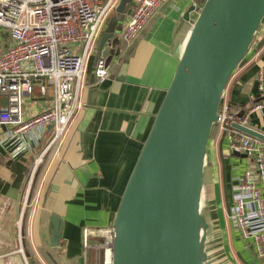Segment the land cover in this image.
Returning <instances> with one entry per match:
<instances>
[{
  "label": "crops",
  "instance_id": "crops-1",
  "mask_svg": "<svg viewBox=\"0 0 264 264\" xmlns=\"http://www.w3.org/2000/svg\"><path fill=\"white\" fill-rule=\"evenodd\" d=\"M192 3L168 0L132 43L118 42L114 48L108 43L105 48L111 50L106 58L110 76L98 84L91 75L105 22L89 60L80 98L83 106L62 142L50 149L49 161L28 206L27 220L20 228L14 226L15 216L21 210L24 182L32 171V155L22 153L20 146L35 141L43 144L48 131L37 129L19 136L0 127L4 130L0 133V262L77 264L83 250L84 263L101 262L97 248L103 230L112 227L128 179L174 75L184 43L173 46V31ZM128 19H124L123 28ZM112 32L111 42L118 36L115 30ZM254 36L221 99L240 114L259 99L256 76L264 67V23ZM52 96L51 89L43 96L35 85L24 98V111L41 112L51 106ZM248 126L264 134V107L248 114ZM233 129L213 124L207 142L199 208L210 227L204 262L264 264L263 258L240 239L231 219L239 177L244 170L254 178L256 173L251 157L229 149ZM51 216L62 220L57 246L50 242ZM84 229L88 232L86 244ZM208 241L211 243L207 245Z\"/></svg>",
  "mask_w": 264,
  "mask_h": 264
},
{
  "label": "water",
  "instance_id": "water-1",
  "mask_svg": "<svg viewBox=\"0 0 264 264\" xmlns=\"http://www.w3.org/2000/svg\"><path fill=\"white\" fill-rule=\"evenodd\" d=\"M130 3L119 0L115 12L126 14ZM263 18L264 0H207L179 17L173 46L184 49L116 211L112 264H203L200 230L207 224L199 208L207 142L225 86ZM113 36L103 33L92 72L106 45H118ZM232 127L264 142L252 128ZM61 225L50 217L53 246Z\"/></svg>",
  "mask_w": 264,
  "mask_h": 264
},
{
  "label": "built area",
  "instance_id": "built-area-1",
  "mask_svg": "<svg viewBox=\"0 0 264 264\" xmlns=\"http://www.w3.org/2000/svg\"><path fill=\"white\" fill-rule=\"evenodd\" d=\"M167 1L131 0V14L119 35L120 42L132 43ZM206 1L192 0V5L201 8ZM118 2L0 0V38L3 40L0 46V127L19 136L37 129L48 131L43 144L35 141L20 146L22 153L32 155L31 174L43 164L47 152L62 142L82 108L80 98L90 57L106 18ZM93 73L98 84L109 78V67L102 56L98 57ZM256 79L259 99L253 106L240 114L221 100L214 124L222 129L232 124L249 127L248 114L264 107V67L258 71ZM35 85L43 96L48 89L52 90V103L41 112L30 114L24 111V98ZM229 149L255 162V178L248 170L239 177L230 213L240 239L264 260V142L233 129ZM87 237L84 229V244ZM97 249L101 262L96 264H112V227L103 230Z\"/></svg>",
  "mask_w": 264,
  "mask_h": 264
},
{
  "label": "rangeland",
  "instance_id": "rangeland-1",
  "mask_svg": "<svg viewBox=\"0 0 264 264\" xmlns=\"http://www.w3.org/2000/svg\"><path fill=\"white\" fill-rule=\"evenodd\" d=\"M130 14H131V8H129V10H128V12L126 14H118V13L115 12V10H113L112 14L108 17V19L106 18V20H105V22H106V32H108V31L109 32H112V31L115 30L117 32V34H118V36L116 37V40L118 42H120L119 34L121 33L122 28H123L122 27V23H123L124 19L127 18ZM198 14H199V12H193L192 18L193 19H196L198 17ZM263 23H264V19H262V21H261V23L259 25L260 28L263 27ZM256 36H257V34H256ZM2 43H3V40H2V38H0V46H2ZM114 54H115V52H114ZM110 55H111V50L110 49H107V48H105L102 51V54H101V56L103 58H105V59L106 58L108 59ZM214 126L217 127L218 125L214 124ZM3 131H4L3 129H0V133H2ZM35 177H36V172H35V174H31L30 173L29 174L28 181L26 179L25 182H24V187L22 188V193H21V196H20V202H21L20 209L21 210L18 213V216H15V217H17L16 220H15V222H14V226L16 228H18V225L20 227H22L24 225V219H25V216H26V211L29 209L28 206H30L31 201H32L31 200V192H32V186H33V180L35 179ZM9 208H10V205L8 206V210H9ZM22 209H24L25 212ZM22 211H23V213H22ZM199 211H200V214H202V211L201 210H199ZM6 223H7V221L4 220V225ZM206 224H207L206 230L205 231H203L202 229L200 230V237L201 236H204L205 237V239H204V246L206 245L205 242L207 241L208 230L210 228L209 227V224L207 222H206ZM10 226H12V224ZM210 243H211V241H208L207 242V245L210 244ZM204 251H206V247H204ZM80 256H81L80 260L78 262H76V263L77 264H84V262H83L84 261V250H83V254L81 252ZM23 263L25 264V262H21V264H23ZM203 263L204 264H208L209 262H203ZM0 264H8V262H0ZM9 264H20V262H11V263L9 262ZM214 264H217V262H214Z\"/></svg>",
  "mask_w": 264,
  "mask_h": 264
},
{
  "label": "trees",
  "instance_id": "trees-1",
  "mask_svg": "<svg viewBox=\"0 0 264 264\" xmlns=\"http://www.w3.org/2000/svg\"><path fill=\"white\" fill-rule=\"evenodd\" d=\"M112 14V13H111ZM110 14V15H111ZM109 15V16H110ZM212 131V130H211ZM212 132H210V135H211ZM50 155H51V152H47V154L45 155L44 157V161H43V164L39 166V168L37 169L36 171V177L35 179L33 180V186H32V192H31V199L34 197L35 193H36V190H37V187L39 185V182H40V179L42 177V174L45 170V167L49 161V158H50ZM206 161L204 160V165H205ZM27 215H28V210L26 211V216H25V219L24 221L27 220Z\"/></svg>",
  "mask_w": 264,
  "mask_h": 264
},
{
  "label": "bare ground",
  "instance_id": "bare-ground-1",
  "mask_svg": "<svg viewBox=\"0 0 264 264\" xmlns=\"http://www.w3.org/2000/svg\"><path fill=\"white\" fill-rule=\"evenodd\" d=\"M34 132H36V131L30 132L29 134H32V133H34Z\"/></svg>",
  "mask_w": 264,
  "mask_h": 264
}]
</instances>
